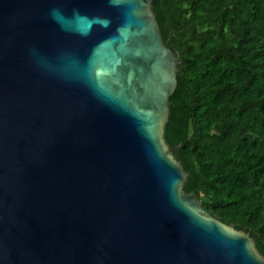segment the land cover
Returning a JSON list of instances; mask_svg holds the SVG:
<instances>
[{"label":"water","instance_id":"95a60500","mask_svg":"<svg viewBox=\"0 0 264 264\" xmlns=\"http://www.w3.org/2000/svg\"><path fill=\"white\" fill-rule=\"evenodd\" d=\"M151 3L0 0V264H264L183 191Z\"/></svg>","mask_w":264,"mask_h":264},{"label":"trees","instance_id":"16d2710c","mask_svg":"<svg viewBox=\"0 0 264 264\" xmlns=\"http://www.w3.org/2000/svg\"><path fill=\"white\" fill-rule=\"evenodd\" d=\"M178 56L164 140L215 219L264 258V0H152Z\"/></svg>","mask_w":264,"mask_h":264}]
</instances>
